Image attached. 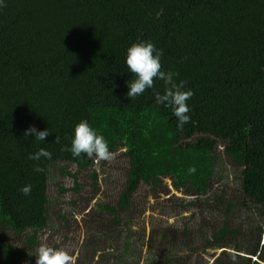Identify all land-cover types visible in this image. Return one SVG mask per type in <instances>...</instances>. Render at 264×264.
<instances>
[{
  "label": "trees",
  "instance_id": "trees-1",
  "mask_svg": "<svg viewBox=\"0 0 264 264\" xmlns=\"http://www.w3.org/2000/svg\"><path fill=\"white\" fill-rule=\"evenodd\" d=\"M140 41L162 50L161 70L178 73L177 82L193 93L190 120L179 130L154 100L162 81L126 97L124 54ZM82 119L104 136L112 160L74 159L61 150ZM30 125L50 135L41 143L26 138ZM39 148L51 159H27ZM117 157L124 182L115 202L99 200L85 214L75 264H264V0H3L0 264H35L51 172L74 180L71 189L58 186L60 193H77V173L87 174L93 198L95 168ZM163 179L194 198L173 197L162 212L194 210L197 223L191 214L179 217L178 229L157 224L144 241L132 217L120 213L127 214L140 186L155 195ZM24 185L32 186L28 196L20 193ZM60 210L67 224L71 209Z\"/></svg>",
  "mask_w": 264,
  "mask_h": 264
},
{
  "label": "rangeland",
  "instance_id": "rangeland-1",
  "mask_svg": "<svg viewBox=\"0 0 264 264\" xmlns=\"http://www.w3.org/2000/svg\"><path fill=\"white\" fill-rule=\"evenodd\" d=\"M218 151L220 152L219 148ZM222 159L225 165H227V158L222 155ZM122 165V159L117 157L112 162L108 163L104 168H95L98 172L97 183L99 185V191L93 198L89 196L91 191L89 187L86 186L87 183L89 184L87 174L82 172L77 173L76 168L71 166L68 171H70L71 174L77 173V184L81 185V189L77 193H73L71 191L60 193L57 188L58 186H61L65 189H71L75 186L74 180L71 176L60 175L57 170L51 172V174L48 176L47 189V197L49 200L47 205L48 210H46L49 215L48 223L43 230L37 232L36 241L38 242L34 250L36 251L41 245H47L51 247L53 244H57L56 248L61 249L73 256L75 258V263L79 261L77 260V257L80 256L79 248L85 240L84 224L87 219L85 214L92 211V209L95 208L99 203V200L101 203L116 201L115 198L118 194V189L124 182V180H121V172L117 170ZM230 168V166H226L229 180L232 179ZM225 174L226 173L224 172L222 176ZM157 191L158 193L153 195L148 188L145 189L140 186L134 193L133 199L131 198L130 206L127 208V214L122 215V213H120L122 220L130 219V217H132V222H134V224L131 225L132 230L136 233L143 230L144 234H139L136 237L144 236V241L149 239L150 231L158 227L157 224L162 227H166L167 223H169L172 225V229H178L180 227V223L178 221L179 217H190L191 214H193L190 223L195 225L199 216V213L194 210L183 212L180 216L176 215L174 212H171V214H165L162 212V207L164 204L169 203L173 197L190 201L187 199L190 196H187L182 191H176L172 187L169 179H163L160 187L157 188ZM69 201H74L75 204L73 206H65L64 204L68 203ZM62 208H70V215H73H68V217H70L68 218L67 224H64L57 214L58 212L62 214L64 213L60 210ZM134 208L137 209L134 210ZM176 208L178 211L181 210L179 206ZM245 217L246 222H248L250 219L253 220L251 215L248 216L246 214ZM65 227H68V231L65 229ZM263 238L264 235H262L261 241ZM61 241L63 242L62 245ZM204 258L208 259V257Z\"/></svg>",
  "mask_w": 264,
  "mask_h": 264
},
{
  "label": "clouds",
  "instance_id": "clouds-1",
  "mask_svg": "<svg viewBox=\"0 0 264 264\" xmlns=\"http://www.w3.org/2000/svg\"><path fill=\"white\" fill-rule=\"evenodd\" d=\"M0 6H3V0H0ZM163 51L157 49L150 41H140L131 44L124 54V65L126 73L131 74V79L126 82V97L133 100L143 94L146 89H152L154 80L163 82V93L155 92L154 100L156 104L162 105L171 111L175 117L177 129H181L184 124L190 120L189 107L187 101L193 93L186 89L185 82L175 79L178 73L169 70H161V57ZM24 137L31 135L33 141L41 143L50 135L48 128L37 130L35 126H29L23 133ZM58 142V141H57ZM62 151H67L76 159L85 156L89 159L95 158L97 161H110L113 159V153L109 150L108 143L102 134L93 129L87 120H80L73 130L70 140V146H64ZM52 154L45 148H39L34 153H30L27 159L31 161H40L41 158L51 159ZM95 162V160H94ZM33 171L43 173L45 170L39 165L33 166ZM194 172L195 169H189ZM31 185H24L20 188V193L24 196L30 195ZM40 231V230H39ZM35 264H75V258L67 252L41 245L35 253Z\"/></svg>",
  "mask_w": 264,
  "mask_h": 264
}]
</instances>
